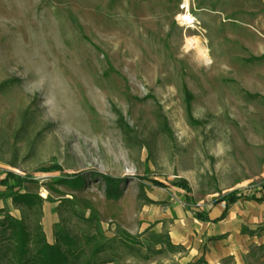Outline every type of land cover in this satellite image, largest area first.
Wrapping results in <instances>:
<instances>
[{
  "label": "rangeland",
  "instance_id": "obj_1",
  "mask_svg": "<svg viewBox=\"0 0 264 264\" xmlns=\"http://www.w3.org/2000/svg\"><path fill=\"white\" fill-rule=\"evenodd\" d=\"M183 4L0 0V177L43 198L0 197V264H39L33 245L18 261L7 215L50 243L67 231L69 264H195L170 247L194 211L264 196V0ZM195 36L212 64L188 47ZM221 206L250 238L220 263L264 264V201Z\"/></svg>",
  "mask_w": 264,
  "mask_h": 264
},
{
  "label": "trees",
  "instance_id": "obj_2",
  "mask_svg": "<svg viewBox=\"0 0 264 264\" xmlns=\"http://www.w3.org/2000/svg\"><path fill=\"white\" fill-rule=\"evenodd\" d=\"M122 125L123 127H126L125 124ZM161 127L165 130L168 129V123L166 119H161ZM5 173L6 176L0 180V186L2 188V190H0L1 198H11L16 206H22L29 209L41 206L43 198L39 194L22 192L23 183L26 181L25 177L17 175L11 171H5ZM101 176L105 179L109 187H111L112 184L115 185L119 182V178L108 175ZM83 179V174L80 173L75 175L74 182L81 183ZM212 179L217 181L216 177L214 176ZM175 184L184 188L185 190H191L188 184L183 180H176ZM216 191L218 192L219 189L217 188ZM242 198L257 202L264 201V196H246L245 194H241L238 191L229 192L221 196L219 199H217V201H224L226 203V207H228ZM194 215L198 219L209 220L208 216L202 211L196 210L194 211ZM224 215L225 214H223L221 218H224ZM1 224L3 225L5 238L14 244L15 255L20 262H22L24 257L29 254L32 245L33 248H35V255L39 264H69L71 256H78L76 253V241L67 231H59L57 233L56 242L50 243L47 241L42 231L38 230L39 232H31L22 219L7 215L4 217V220L1 221ZM170 247L179 248L172 243H170ZM203 263H205V260L201 258L195 264Z\"/></svg>",
  "mask_w": 264,
  "mask_h": 264
},
{
  "label": "crops",
  "instance_id": "obj_3",
  "mask_svg": "<svg viewBox=\"0 0 264 264\" xmlns=\"http://www.w3.org/2000/svg\"><path fill=\"white\" fill-rule=\"evenodd\" d=\"M2 178L3 176L0 180ZM223 202H218V205L208 210H201L209 220L192 217L195 221V230H188L183 235L173 237V245H182L187 250L190 257L187 261L203 258L205 260L203 264H221L220 260L226 256L245 254V242L250 236L245 232L241 233V230L236 231L233 224L235 216L231 210L226 211L225 217L221 218Z\"/></svg>",
  "mask_w": 264,
  "mask_h": 264
},
{
  "label": "bare ground",
  "instance_id": "obj_4",
  "mask_svg": "<svg viewBox=\"0 0 264 264\" xmlns=\"http://www.w3.org/2000/svg\"><path fill=\"white\" fill-rule=\"evenodd\" d=\"M189 6H190V0H184L183 9H188ZM179 20L183 24H186L185 22L189 23L190 24L189 27L196 28V26L194 25L195 19L192 16L188 15L187 13L179 15ZM187 45L191 50L194 49L199 54V56H201L203 59L207 61L208 64L213 63L208 54V49L203 45V42L200 40L199 37L195 36L190 38L187 42Z\"/></svg>",
  "mask_w": 264,
  "mask_h": 264
}]
</instances>
